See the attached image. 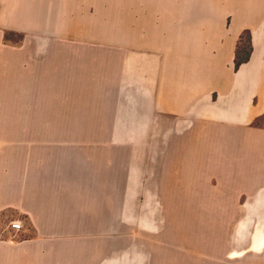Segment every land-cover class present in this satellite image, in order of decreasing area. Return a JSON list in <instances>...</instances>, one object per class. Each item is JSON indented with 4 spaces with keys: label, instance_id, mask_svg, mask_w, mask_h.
I'll use <instances>...</instances> for the list:
<instances>
[{
    "label": "crops",
    "instance_id": "obj_1",
    "mask_svg": "<svg viewBox=\"0 0 264 264\" xmlns=\"http://www.w3.org/2000/svg\"><path fill=\"white\" fill-rule=\"evenodd\" d=\"M0 1V105H36L29 99L41 89V52L6 50L4 29L21 28L10 20L19 4ZM182 2L171 19L161 4L149 52L121 53L113 85L93 74L106 69L104 53L53 51L46 67L55 109L0 114L1 124H18L0 126V264H87L89 252L99 259V245L74 236L105 233L107 138L177 140L164 154L172 156L178 180L185 181L188 165L193 186L201 139H216L219 122L249 124L264 112V2ZM245 31L250 59L236 69ZM230 135L238 148L239 137ZM58 139L93 141L59 148ZM241 145L236 154H264V129L243 132ZM154 149L149 155L162 153ZM187 155L193 162L186 163ZM236 171L242 180H259L240 185L264 186V167ZM117 183L108 186L115 191ZM15 220L19 231L11 227Z\"/></svg>",
    "mask_w": 264,
    "mask_h": 264
},
{
    "label": "rangeland",
    "instance_id": "obj_2",
    "mask_svg": "<svg viewBox=\"0 0 264 264\" xmlns=\"http://www.w3.org/2000/svg\"><path fill=\"white\" fill-rule=\"evenodd\" d=\"M12 1L19 6L10 20L21 28L4 29L6 50L41 52L42 84L29 99L36 105H0V114H49L55 109L50 105L53 99L46 67L53 51L104 53L106 69L93 74L103 76L107 86L113 85L114 76L121 74L117 69L121 53L149 52L161 4H165L164 15L169 19L183 10V0ZM17 91L15 97H19ZM12 125L18 124L0 123ZM106 125L108 130L110 124ZM217 128L216 139H201L202 153L196 156L199 171L193 186L189 185L193 180L189 179L192 171L188 165L185 181L178 180L169 165L172 156L164 154L177 140H104L105 233L74 236L76 243L100 246L99 259L89 252L87 264H264V186L240 185L259 180H242L241 170L236 171L242 165L263 168L264 154L235 153L242 150L243 132L264 129V112L249 124L219 122ZM230 134L239 137L238 148L231 145ZM57 141L59 148H66L72 143L87 146L85 143L93 140ZM149 147L162 153L149 155ZM190 161L193 156L187 155L186 163ZM113 179L118 182L115 191L108 186Z\"/></svg>",
    "mask_w": 264,
    "mask_h": 264
},
{
    "label": "trees",
    "instance_id": "obj_3",
    "mask_svg": "<svg viewBox=\"0 0 264 264\" xmlns=\"http://www.w3.org/2000/svg\"><path fill=\"white\" fill-rule=\"evenodd\" d=\"M247 34V44L243 45V38ZM252 50L251 45V34L249 31H245L243 34H241L239 39V44L236 51V57H235V68L238 69L241 64L244 62H247L250 59V54Z\"/></svg>",
    "mask_w": 264,
    "mask_h": 264
},
{
    "label": "built area",
    "instance_id": "obj_4",
    "mask_svg": "<svg viewBox=\"0 0 264 264\" xmlns=\"http://www.w3.org/2000/svg\"><path fill=\"white\" fill-rule=\"evenodd\" d=\"M22 226L23 225H22V223L20 221H17V220L11 221V227H12V229H14L16 231L21 230L22 229Z\"/></svg>",
    "mask_w": 264,
    "mask_h": 264
}]
</instances>
